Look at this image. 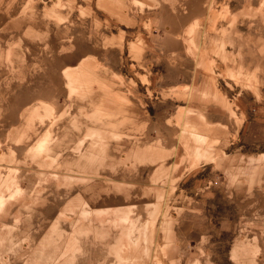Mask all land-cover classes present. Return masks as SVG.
Instances as JSON below:
<instances>
[{"label":"rangeland","instance_id":"374dc122","mask_svg":"<svg viewBox=\"0 0 264 264\" xmlns=\"http://www.w3.org/2000/svg\"><path fill=\"white\" fill-rule=\"evenodd\" d=\"M0 264H264V0H0Z\"/></svg>","mask_w":264,"mask_h":264},{"label":"bare ground","instance_id":"6f19581e","mask_svg":"<svg viewBox=\"0 0 264 264\" xmlns=\"http://www.w3.org/2000/svg\"><path fill=\"white\" fill-rule=\"evenodd\" d=\"M197 138H198V141H204V140H206V137H205V135H202V134H197ZM198 150H200L199 148H198ZM198 153V152H197ZM126 255V254H125Z\"/></svg>","mask_w":264,"mask_h":264},{"label":"crops","instance_id":"0c3cea01","mask_svg":"<svg viewBox=\"0 0 264 264\" xmlns=\"http://www.w3.org/2000/svg\"><path fill=\"white\" fill-rule=\"evenodd\" d=\"M81 64H82V63L80 62L79 66H80ZM79 66H78V67H79ZM65 69H66V68H65ZM65 69H64V70H65ZM64 70H63V71H64ZM44 140H45V138H42V139L39 140L38 143H41V142H43Z\"/></svg>","mask_w":264,"mask_h":264}]
</instances>
